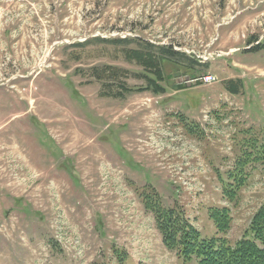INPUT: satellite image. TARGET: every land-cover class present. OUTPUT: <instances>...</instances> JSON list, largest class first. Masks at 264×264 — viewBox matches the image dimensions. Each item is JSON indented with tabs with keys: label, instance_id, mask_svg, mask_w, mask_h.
Masks as SVG:
<instances>
[{
	"label": "rangeland",
	"instance_id": "rangeland-1",
	"mask_svg": "<svg viewBox=\"0 0 264 264\" xmlns=\"http://www.w3.org/2000/svg\"><path fill=\"white\" fill-rule=\"evenodd\" d=\"M162 47L177 56L153 94L130 53ZM242 127H264V0H0V264H196L162 246L139 195L213 236ZM263 201L264 164L229 240Z\"/></svg>",
	"mask_w": 264,
	"mask_h": 264
},
{
	"label": "trees",
	"instance_id": "trees-1",
	"mask_svg": "<svg viewBox=\"0 0 264 264\" xmlns=\"http://www.w3.org/2000/svg\"><path fill=\"white\" fill-rule=\"evenodd\" d=\"M158 52L159 55L150 51L130 53L131 61L152 75V78H147L144 90L153 94L164 93V88L158 84L164 79L162 64L164 61L175 63L177 56L169 48H159ZM108 68L110 71L107 74L111 76L112 73L114 76L115 71L112 70L115 69ZM230 92L237 94L234 89ZM178 119L187 135L202 137L197 124L182 115ZM237 133L233 165L225 174L217 173L221 186L220 201L223 204L210 206L206 210L207 219L214 227L213 236H203L177 204L165 207L154 188H145L146 192L139 195L143 208L153 216L162 245L174 252L181 263L194 260L196 264H264V201L251 215L240 236L232 241L227 237L232 227L229 207L237 205L240 192L247 186L252 172L264 164V127H242Z\"/></svg>",
	"mask_w": 264,
	"mask_h": 264
},
{
	"label": "built area",
	"instance_id": "built-area-1",
	"mask_svg": "<svg viewBox=\"0 0 264 264\" xmlns=\"http://www.w3.org/2000/svg\"><path fill=\"white\" fill-rule=\"evenodd\" d=\"M199 82L205 84V85H209V84H214L217 82L216 77L212 76V75H206L203 76L201 79H198ZM194 81H189V83H192Z\"/></svg>",
	"mask_w": 264,
	"mask_h": 264
},
{
	"label": "crops",
	"instance_id": "crops-1",
	"mask_svg": "<svg viewBox=\"0 0 264 264\" xmlns=\"http://www.w3.org/2000/svg\"><path fill=\"white\" fill-rule=\"evenodd\" d=\"M174 203V202H173ZM142 205V204H141ZM143 206V205H142ZM161 244H162V242H161ZM163 246V245H162Z\"/></svg>",
	"mask_w": 264,
	"mask_h": 264
}]
</instances>
